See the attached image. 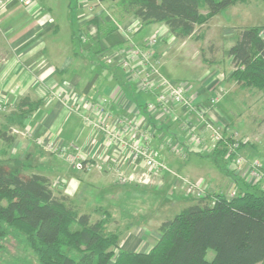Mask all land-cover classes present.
<instances>
[{"label": "crops", "instance_id": "1", "mask_svg": "<svg viewBox=\"0 0 264 264\" xmlns=\"http://www.w3.org/2000/svg\"><path fill=\"white\" fill-rule=\"evenodd\" d=\"M91 1L89 3L93 4ZM251 1L239 2L229 7L242 6ZM73 2L74 0L69 3L70 7ZM77 3L84 11L74 17L75 13L70 11L72 9L65 8V17L62 21L52 15V3L49 0H37L30 8L22 7L14 1L0 18V161H9L10 164L13 161L15 164L23 161L31 163V171H37L50 178L56 193L69 197L81 213L93 216L104 215L107 211L113 215V211L108 208L113 202L106 205L98 204V197H94V193H99L114 184L115 193L112 188L107 192H110L111 199H116L134 187L155 185L160 178L151 176L149 182L144 184L118 183L112 168L114 159H120L118 149L112 145L108 146L102 135L93 134L83 118V114L86 113L84 102L89 100L100 102L105 107L108 120H116L137 112L144 114L147 124L154 133L152 145L159 148L160 156L172 169L181 166L185 160L182 172L186 176L182 177L190 181L203 180L208 193L229 196L235 188L232 180L214 169L212 165H205L201 161L208 157L217 163V160H223L222 154L217 156L189 144L179 130L184 117L183 112L177 111V115L162 117L146 113L144 105L147 101H155L154 96L137 91L135 83L128 78L120 64V56H116L110 62H106L105 59L118 50L131 48L133 44L142 46L149 38L158 35L160 44L156 55L160 58L162 70L168 63L166 57L172 49V46L165 48V43L173 39L183 41L186 38L174 36L164 23L143 25L136 17L122 11L117 2L103 1L107 13L95 3L93 12L89 11L87 3L83 4L79 0ZM112 19L123 27L134 25L137 28L132 35V42L128 41L117 28L115 30ZM208 26L210 27L209 24ZM243 27L261 28V35L264 38V25L235 26V32H230L235 34L233 44L237 38V30ZM84 36L85 41L82 39ZM212 51L215 52L216 49L213 48ZM198 60L199 58H196V65L199 68ZM204 61L208 64L202 60L200 66L202 72L199 75L201 81L190 82V94L197 101L205 102L211 95L224 90L223 98L212 108L209 117L215 125L229 134L236 131L231 120V117L234 118L236 115V110L230 102L255 105L259 100L263 104L261 96L255 94L264 92V89L240 87L231 77L234 66L229 54H224V58L221 59L218 52L213 53L211 58ZM56 93H62L64 99L55 96ZM32 105L35 106L30 111ZM252 135L256 136V141L242 149V152L249 156L258 153L259 144L264 141V129H261V125H258ZM7 136H13V141L8 142ZM206 136L209 138L208 133ZM37 139L46 144L59 146L67 155L47 151L35 142ZM169 141L172 144L178 143L186 157L173 153L166 144ZM71 145L79 147L82 157L88 162H100L101 156L108 155L111 164L105 166L103 170L96 168L77 170L68 160V155L74 153ZM124 157L121 156L122 162H127V169L132 170L134 166L128 157ZM196 158L201 160L197 161ZM136 169L141 173L144 171L142 167ZM162 178L165 184L178 182L170 174H164ZM227 182L228 186L223 188V184ZM178 193L176 200L184 205V208L195 202L185 195L181 188ZM116 207L118 206L115 204V209ZM119 208L121 212L118 232L121 247L135 252H148L160 238V226L167 219L162 216L156 222L149 217L140 224L129 221V224L127 222L126 227L121 229V223L130 220L134 214L124 213L123 210L131 212L133 209L130 207L121 205ZM140 225H149L151 228L149 231L148 229L142 231L140 235L133 233Z\"/></svg>", "mask_w": 264, "mask_h": 264}, {"label": "trees", "instance_id": "2", "mask_svg": "<svg viewBox=\"0 0 264 264\" xmlns=\"http://www.w3.org/2000/svg\"><path fill=\"white\" fill-rule=\"evenodd\" d=\"M107 1L117 2L143 25L164 23L184 39L221 10L247 0H202L206 14L201 0ZM228 54L232 79L243 89L263 90L261 28H239ZM30 166L0 161V237L22 236L39 264H264V191L258 187L246 185L248 190L232 198L207 193L164 221L156 244L141 253L123 249L119 232H107V211L96 220L81 213L69 197L56 193L50 178ZM209 249L215 251L212 260L206 256Z\"/></svg>", "mask_w": 264, "mask_h": 264}, {"label": "built area", "instance_id": "3", "mask_svg": "<svg viewBox=\"0 0 264 264\" xmlns=\"http://www.w3.org/2000/svg\"><path fill=\"white\" fill-rule=\"evenodd\" d=\"M16 1L20 6L30 8L37 0H0V18L6 13L10 3ZM86 4L90 12L94 6L108 12L102 0H79ZM91 1V2H92ZM115 27L128 41H133V34L137 31L134 25L123 27L115 19H112ZM85 41L86 37H82ZM160 44L158 35L149 38L144 45H134L128 49H121L112 55H108L106 62L112 61L120 56V64L126 71L128 78L135 83L139 93L151 94L155 101H147L144 105L145 112L157 116L177 115V111L184 113L179 130L184 138L193 147L214 154L217 150H223L222 159L228 163L230 172H237L246 185L258 187L264 191V161L261 158L250 157L242 152L246 145L254 141L249 136H242L237 131L229 134L215 125L209 117L212 108L223 98L224 90L211 95L205 102L197 101L190 94V83L181 84L171 80L161 70L160 58L156 55ZM63 98L62 93L54 94ZM64 99V98H63ZM86 113L83 114L86 124L91 128L93 134H100L108 146H114L119 151L120 159H114L113 171L116 179L121 185L148 183L151 176L160 178L156 181L158 187L165 185L162 176L170 174L176 177V183H172L171 193L181 188L185 195L200 201L207 195L203 180L190 181L177 174L160 156L159 148L152 145L154 133L151 130L144 114L137 112L134 115L108 120L105 115V107L100 102L85 100ZM76 110V109H75ZM202 126V128H199ZM209 134V138L206 136ZM32 140V139H31ZM47 151L54 154L67 155V153L52 143H44L41 139L35 141ZM169 149L181 157H186L181 151L178 143H166ZM74 153L68 155L71 165L77 170H91L96 168L103 170L111 164L107 155L101 156V161L91 163L82 157L81 150L76 145H71ZM122 157H128L134 166L132 170L127 169V162H122ZM124 157V158H125ZM137 167L144 168L141 173ZM157 176V177H156ZM239 190L234 189L229 196H235Z\"/></svg>", "mask_w": 264, "mask_h": 264}, {"label": "rangeland", "instance_id": "4", "mask_svg": "<svg viewBox=\"0 0 264 264\" xmlns=\"http://www.w3.org/2000/svg\"><path fill=\"white\" fill-rule=\"evenodd\" d=\"M49 1L52 3V15L57 17V20L60 21L64 20L65 8L68 10L72 9L73 11H70L71 13H75L74 17H77V14H81L84 11V9L78 5L77 0H74L71 7L69 3L72 0ZM252 1L242 6L229 7L221 10L214 18L210 20V22L208 21L204 25L197 27V31L193 36H189L183 41H177L173 39L169 43L166 42L165 48L172 46V49L169 50V53L166 57V61H168V63H166L164 67L162 64V71L164 74H166V76H168L171 80L181 84L201 81L199 75L202 72V69H200L202 60L204 63H207L204 61V59L207 60L208 58H211L213 53L217 52L221 59L224 58V54H228L230 46L234 41L235 34L232 33L235 32V26L237 27L250 24L264 25V1ZM201 12L204 14L207 12L206 6L202 0ZM77 27L78 26L76 25L75 28ZM63 29L64 28L62 27V33H64ZM213 48L216 49L215 52L212 51ZM196 58H199V68L196 65ZM263 93L264 92H258L255 94L256 96H261L260 99H263V104L259 100L255 105H251L250 103L230 102L236 110V115H234V118L231 117L234 130L238 131L240 135L249 134L245 136L251 137L254 142L256 141V136L252 135L253 131L258 128V125H261V129H264ZM247 96L248 94L245 95V97ZM259 146L260 148L258 153L250 156L261 158L262 161H264V141H262V144H259ZM196 159L197 161L201 160L200 158ZM201 161L205 165H212L214 169L223 173V175L228 176L232 180L233 185H235L234 189L243 191L248 190L240 175L229 171V166L226 161L219 159L216 163L215 160L208 157H204ZM13 162L11 163L12 165L15 164V161ZM183 162H185V160H183ZM183 162L181 166H178V168L174 167L173 169L177 174H182L181 176L185 175V173L182 172L183 166L185 165ZM227 186L228 182L227 184H223V188H226ZM110 188H112L114 190L113 193H115L114 184L104 188V190L100 191L99 193L96 191L97 195L94 193V197H98V204L104 203V205H106L113 202V204L108 207L113 211V215L110 216L108 228L106 229L108 233H116L119 230L118 219H120L119 213L121 212L119 206L121 205L125 206L126 208L130 207L133 209L131 212L123 210L124 213L128 212L126 215L130 213L134 214V217H132L130 220L127 219L124 221V223L122 222L123 224L121 223V229H124L126 225L129 224V221L140 224L149 217L152 221L156 220V222L162 216H165L167 220L172 219L185 207L184 205L180 204L178 200H176V197L179 195L178 191L171 193L172 182H167L162 187H158L157 184L148 185L145 187H134L132 190L126 192L121 197H117L116 199H111L110 192H107V190H110ZM113 197L115 198V194ZM190 202L193 203L191 200ZM115 204L118 206L116 209ZM100 216L102 217L103 215L94 214L92 217L93 220H95L98 219V217L100 218ZM150 228L151 227L149 225H140L139 227L135 228L133 233L140 235L147 229L149 231ZM214 255L215 251L213 249H209L206 256L207 259L212 260ZM0 264H39V262L37 255L30 247L26 245L22 236L8 235L7 237H0Z\"/></svg>", "mask_w": 264, "mask_h": 264}, {"label": "water", "instance_id": "5", "mask_svg": "<svg viewBox=\"0 0 264 264\" xmlns=\"http://www.w3.org/2000/svg\"><path fill=\"white\" fill-rule=\"evenodd\" d=\"M229 198H232V196H229Z\"/></svg>", "mask_w": 264, "mask_h": 264}]
</instances>
